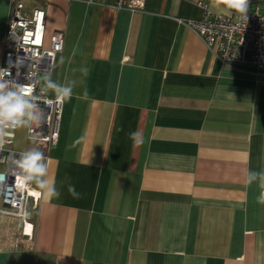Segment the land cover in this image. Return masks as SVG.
I'll return each instance as SVG.
<instances>
[{"label": "crops", "instance_id": "obj_1", "mask_svg": "<svg viewBox=\"0 0 264 264\" xmlns=\"http://www.w3.org/2000/svg\"><path fill=\"white\" fill-rule=\"evenodd\" d=\"M22 1L44 9L47 37L63 32L51 76L76 86L55 145L15 132V150L46 154L60 195H37L30 238L0 216V264H264V205L245 182L264 170V82L250 52L222 66L178 22L198 19L201 1L216 13L209 0H146L136 12L115 0Z\"/></svg>", "mask_w": 264, "mask_h": 264}, {"label": "built area", "instance_id": "obj_2", "mask_svg": "<svg viewBox=\"0 0 264 264\" xmlns=\"http://www.w3.org/2000/svg\"><path fill=\"white\" fill-rule=\"evenodd\" d=\"M145 1L115 0L114 6L117 9L136 12L143 10ZM199 5L202 14L198 19H179L178 22L196 33L222 66L238 65L244 61L245 53L250 52L249 67L256 78L264 82V4L249 6L247 20L239 18L236 14L225 16L213 13L204 1H201ZM24 8L22 0L9 1L0 63V69L10 71L11 76L8 79L19 84L30 82L27 78L28 72H51L64 44L62 31H54L48 37L46 36L44 9L33 8L26 13ZM35 94L41 97L40 108L45 114V121L35 129L38 136V142L35 145H41L47 149L55 145L58 140L63 102L57 100L55 96L51 98L47 93L42 92L39 84ZM25 138L32 143L28 130H26ZM14 141L15 134L5 145L3 152H0V173L7 172L5 158L9 154L23 152L14 149ZM5 184L8 191L0 192V216L20 220L24 226H29L30 232L25 235L30 238L33 227L28 222L29 212L36 210L38 196L27 189L17 191L13 188L15 176L11 174L6 175Z\"/></svg>", "mask_w": 264, "mask_h": 264}, {"label": "clouds", "instance_id": "obj_3", "mask_svg": "<svg viewBox=\"0 0 264 264\" xmlns=\"http://www.w3.org/2000/svg\"><path fill=\"white\" fill-rule=\"evenodd\" d=\"M209 6L218 14L232 16L247 20L249 0H209ZM19 63V61H18ZM81 71L87 74L88 69ZM11 73L8 69H0V152L14 136L16 130L26 129L29 139L33 144L38 142L35 129L45 121V114L40 108L41 97L35 94L39 84L44 93L52 92L60 102L69 101L76 86L74 80L58 83L52 79L51 72H28V84H19L8 79ZM134 144L142 143V134L133 132L130 134ZM7 172L0 173V192L8 191L5 184L6 175L15 176V188L17 191L29 190L39 195L44 200L58 198L60 193L56 189L55 182L48 179V160L42 151L32 147L20 153H11L5 158ZM245 182L248 186L257 184L260 189L257 203L264 205V170H249L246 173ZM68 191L73 196L78 195L74 186L69 185Z\"/></svg>", "mask_w": 264, "mask_h": 264}, {"label": "trees", "instance_id": "obj_4", "mask_svg": "<svg viewBox=\"0 0 264 264\" xmlns=\"http://www.w3.org/2000/svg\"><path fill=\"white\" fill-rule=\"evenodd\" d=\"M264 3V0H249V5L250 6H254V5H257V4H263Z\"/></svg>", "mask_w": 264, "mask_h": 264}]
</instances>
